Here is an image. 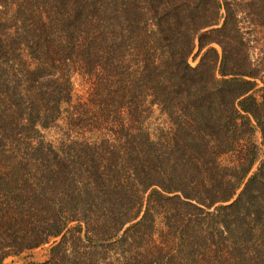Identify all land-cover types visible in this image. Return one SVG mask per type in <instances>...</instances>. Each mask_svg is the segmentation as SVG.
Listing matches in <instances>:
<instances>
[{
    "label": "trees",
    "instance_id": "obj_1",
    "mask_svg": "<svg viewBox=\"0 0 264 264\" xmlns=\"http://www.w3.org/2000/svg\"><path fill=\"white\" fill-rule=\"evenodd\" d=\"M256 28L264 0H0V264H264Z\"/></svg>",
    "mask_w": 264,
    "mask_h": 264
},
{
    "label": "rangeland",
    "instance_id": "obj_2",
    "mask_svg": "<svg viewBox=\"0 0 264 264\" xmlns=\"http://www.w3.org/2000/svg\"><path fill=\"white\" fill-rule=\"evenodd\" d=\"M254 39L256 41L257 46H260V44L264 43V32L260 30V28H256L254 33ZM259 43V44H258ZM191 65H195L197 60H194V58L189 59ZM78 78L74 77V91L76 93V96H82L85 94V82L82 81L79 75H77ZM60 128L58 127H49L41 130V133L44 137V139L51 141L53 143H57L60 138H62V132L65 130V126L63 121H59ZM166 125V119L165 116L158 110L154 109L153 113L150 115V117L147 120V126L152 131L153 134L157 133V129L161 126ZM254 140L260 145L261 143V135L258 130H256L254 134ZM262 149L260 151V158H262ZM52 241L50 240L47 243H44L36 248L25 250L21 253L7 256L3 261L2 264H23L29 261L34 262H43L49 258V249L52 245Z\"/></svg>",
    "mask_w": 264,
    "mask_h": 264
}]
</instances>
